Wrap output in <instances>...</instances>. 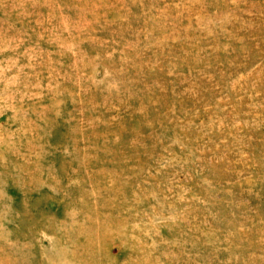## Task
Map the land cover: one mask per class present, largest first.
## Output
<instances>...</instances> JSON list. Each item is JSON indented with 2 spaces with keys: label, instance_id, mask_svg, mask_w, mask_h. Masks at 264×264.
Returning <instances> with one entry per match:
<instances>
[{
  "label": "rangeland",
  "instance_id": "1",
  "mask_svg": "<svg viewBox=\"0 0 264 264\" xmlns=\"http://www.w3.org/2000/svg\"><path fill=\"white\" fill-rule=\"evenodd\" d=\"M0 264H264V0H0Z\"/></svg>",
  "mask_w": 264,
  "mask_h": 264
}]
</instances>
